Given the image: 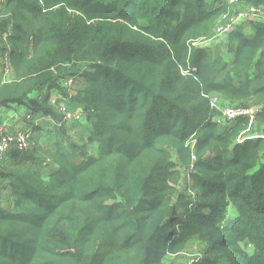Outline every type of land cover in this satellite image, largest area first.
Here are the masks:
<instances>
[{
    "label": "trees",
    "instance_id": "obj_1",
    "mask_svg": "<svg viewBox=\"0 0 264 264\" xmlns=\"http://www.w3.org/2000/svg\"><path fill=\"white\" fill-rule=\"evenodd\" d=\"M238 2L264 6V0ZM218 3L0 5V56L10 46L15 75L3 83L0 74V108L27 104L35 116L59 120L49 105L58 89L86 114L93 126L89 141L98 144L91 156L66 127L57 128L54 151L44 150L57 168L46 172L37 136L52 133L37 127L33 148L7 155L0 180L8 182L12 208L0 209V264H160L161 254H178L194 237L206 244L205 260L197 264H264V141L232 145L249 120L225 123L223 131L210 105L214 94L225 103L251 101L263 106L255 122L264 123V23L252 21L249 36L230 33L234 60L226 63L206 44L214 42L222 16H231L226 0ZM77 67L92 71L75 75L70 95L62 81ZM43 89L49 90L44 98ZM260 126L251 132L264 131ZM191 166L196 202L177 189ZM229 206L238 216L220 227ZM182 209L191 212L181 225ZM240 243L254 245V255Z\"/></svg>",
    "mask_w": 264,
    "mask_h": 264
},
{
    "label": "built area",
    "instance_id": "obj_2",
    "mask_svg": "<svg viewBox=\"0 0 264 264\" xmlns=\"http://www.w3.org/2000/svg\"><path fill=\"white\" fill-rule=\"evenodd\" d=\"M231 5H235L238 0H227ZM0 0V5H1ZM230 8V7H229ZM238 13V12H236ZM239 16V17H238ZM232 18L231 23L227 25L224 29V32L230 34L232 30V25L235 21L247 22L250 24L252 21L264 23V6L259 7H246V9ZM224 19L227 18V15L222 16ZM251 21V22H248ZM6 52V51H5ZM13 72V67L11 64V59L9 54L6 52L3 58L0 60V74L2 75V81L8 79ZM78 77L71 76L62 81V89L67 90L70 95L74 94V90L76 87V83L78 81ZM49 105L54 109V112L59 114V120H56L54 115H44L40 114L39 116H35L31 111H28L26 119L29 121L28 129H16L14 132L5 130L3 124L0 123V164L4 161L9 153L14 150H18L21 152L29 151L31 148L35 146L34 135L35 128L41 127V129L45 132H51L52 134L49 137H53L55 135V130L60 127H67L69 123L81 124L86 119V114L83 111L78 109L72 110L69 104V98L60 94L58 89H55L51 92L49 98ZM210 105L211 108L217 111H220L218 124L222 122L225 124L233 122V120H237L240 117L247 118L249 122H255L260 109L252 107V108H230L225 106V104H221L218 101H213L212 96L210 97ZM4 116L0 114V119H3ZM1 122V121H0ZM264 139V132L261 135L257 136ZM51 160L47 159L44 165L50 164ZM193 167V166H191ZM188 180V179H187ZM190 181V180H189ZM5 180H0V188L6 187ZM192 182V181H190ZM191 197H194L193 189L188 187Z\"/></svg>",
    "mask_w": 264,
    "mask_h": 264
},
{
    "label": "rangeland",
    "instance_id": "obj_3",
    "mask_svg": "<svg viewBox=\"0 0 264 264\" xmlns=\"http://www.w3.org/2000/svg\"><path fill=\"white\" fill-rule=\"evenodd\" d=\"M2 2H1V6H4L5 5V3L7 2V0H1ZM226 2H227V5H228V7H230L229 9L231 10V16H230V18H229V20L228 19H224L223 17L219 20V22H218V25H217V27H216V32H215V37H214V42H220V43H222V42H224L223 44H226V41H229L230 40V36L232 35V34H228V33H226V32H224V29L227 27V25L228 24H230L231 23V20H232V18L233 17H235V16H238V14H240L241 12H243L245 9H246V7H245V5L244 4H241V3H239V2H237V3H235V5H231L230 6V2L229 1H227L226 0ZM218 4H220V3H217V5ZM213 5V4H212ZM236 12H238V13H236ZM239 17V16H238ZM248 22H251V21H248ZM246 25H249L247 22H242V21H235L234 22V24L232 25V30L234 29V32H236V31H238L239 32V30L242 32L243 31V33H244V29L245 28H247L248 26H246ZM12 25L10 26V28H9V31H8V34H4L3 35V39H4V41H7V36L9 35V34H11V32H12ZM232 33H233V31H232ZM1 35V34H0ZM207 40H205V41H200L199 43H197L198 44V46H200V45H203L204 43L203 42H206ZM214 42H212L211 40H209L206 44L207 45H214L215 43ZM228 44V43H227ZM10 50H11V48H10V46H8V48L6 49V52L9 54V56H10ZM6 52H3L2 53V55L0 56V60H1V58H3V56L5 55V53ZM28 54L29 55H31V50H30V53L28 52ZM84 67H77L76 69H75V71H73V72H75L73 75H80V77L82 78V76L81 75H83V73H87V71H92V68H88V69H86L85 68V70H83V71H80L81 69H83ZM13 77V79H12V81L14 80V78H15V75H14V69H13V72H12V75L8 78V79H10V81H11V78ZM8 79H6V80H4V82L3 83H7V82H9L8 81ZM256 86L257 85H259V82H256V84H255ZM48 92H45L44 94H43V96H42V98H44L45 97V95L47 94ZM212 100L213 101H218L219 103H221V104H225V106H228V107H230V108H242V107H246V108H252V107H255V108H258V109H260L261 110V108L263 107H259L258 105H255V104H253L251 101H245L244 103L245 104H243V105H241V102L239 103V101H234V102H232V101H227L226 103L225 102H221V98H219V95L218 94H214L213 96H212ZM255 105V106H254ZM72 110H76V108L75 109H72ZM78 110H80L81 111V109H78ZM218 112H220V111H218ZM260 113V112H259ZM258 113V114H259ZM219 115H220V113H219ZM218 115V116H219ZM240 118H242V117H240ZM234 121V120H233ZM75 123V122H74ZM232 123V122H231ZM233 124H236V123H233ZM233 124H231L230 126L231 127H233L232 125ZM226 125H228V123L226 122ZM253 125L254 126H257V128H259V124H258V122H249L248 123V125H247V128L245 129V130H243V131H239L238 132V134H237V136L236 137H234V138H232V145L233 144H237V145H243L246 141H254V140H258V139H262L263 141H264V139L263 138H260V137H257V136H259V135H261V133L262 132H264L263 130H261V132L260 131H253V132H251L253 129H252V127H253ZM263 125V126H262ZM261 126H260V129H264V123L262 124ZM93 127V126H92ZM220 129H222L223 131H224V129H225V124L222 122L221 124H220V127H219ZM91 131V128H90V130H89V132ZM226 131V130H225ZM38 134H37V132L35 133V137L37 136ZM40 136H43L44 138H47L46 136H44L43 134H39L38 136H37V141L38 142H40V140L42 141V139H43V137H40ZM52 138V137H51ZM50 138V139H51ZM90 142V141H89ZM195 143H196V141L195 140H192L191 142H190V144H189V146H190V148H191V150H193L194 149V146H195ZM90 144H92V143H89V145ZM263 145L261 146L262 147V149L260 150L261 151V157H263V155H264V142L262 143ZM40 145V144H39ZM39 147H41V146H39ZM163 148H165L169 153H170V149H169V146L168 145H164L163 146ZM52 150H49V151H54V148H51ZM44 150L45 151H47L48 150V148H44L42 151H40L39 153H40V155H41V153H43V155H44V159L45 160H47L48 159V157L46 158V155H45V152H44ZM171 155V157H170V159L172 158V157H174V155L173 154H170ZM172 161H174V165H175V169H176V159H174V158H172L171 159ZM77 162H79V159H77ZM3 163V162H2ZM1 163V164H2ZM57 168V167H56ZM55 168V169H56ZM191 172H194L195 173V171H193V167H191L188 171H186V172H184L182 175H181V177H180V183H181V185H182V183L184 182V185H182L183 187H184V189H182L181 187L182 186H180V188H177L178 189V191L181 193V194H188L190 197H191V195H190V192H189V189H188V187H191L192 189H193V187H192V182H194L192 179H191ZM43 179H47V180H50L51 178H50V175H48V176H44L43 177ZM188 179V180H187ZM192 181V182H190V181ZM194 184V183H193ZM172 187H174V188H176V185H174V184H172ZM193 191V193L195 194V196L194 197H191L192 198V200L194 201V202H196V201H198V197H197V193L194 191V190H192ZM10 196V195H9ZM8 199H10V198H8ZM12 208V203H11V207L9 208V210ZM229 208H230V206L227 208V212H226V218H225V220H223L220 224H219V226L221 227L222 225H226L227 224V222L229 223V221H231V220H233L234 218H232V217H229V212H228V210H229ZM188 211V213L189 212H191V210H187ZM187 211H185L184 212V214H183V209H182V211H180V213H181V215H179V220H181V225L184 223V216H185V214H186V212ZM206 211V210H205ZM232 211V210H231ZM237 211V210H236ZM240 246H241V249L245 252V253H247V254H250V255H254V253H255V247H254V245H252V244H248V243H245V244H243V243H240ZM158 247H161V246H158ZM159 249H162V252H165L166 250L164 249V248H159ZM205 250H206V244L202 241V240H200L199 239V237H194V238H192L189 242H188V244L186 245V248L184 249V250H182L181 252H179L178 254H176V255H173V254H170V253H163V254H161L160 255V257H161V263L160 264H197V263H199V262H202V261H204L205 260V257H206V255L204 254V252H205ZM230 252H232L233 251V249H230L229 250ZM205 263V262H204ZM220 264H223V263H220ZM226 264H228V262L226 263Z\"/></svg>",
    "mask_w": 264,
    "mask_h": 264
},
{
    "label": "crops",
    "instance_id": "obj_4",
    "mask_svg": "<svg viewBox=\"0 0 264 264\" xmlns=\"http://www.w3.org/2000/svg\"><path fill=\"white\" fill-rule=\"evenodd\" d=\"M209 4H217L219 0H207ZM248 26L247 28L244 29V34L246 36L252 35L253 34V28L251 24L246 25ZM224 42H215L214 45H210L209 47L212 49L213 52L216 54L217 52L220 53L221 57L224 59L226 63L231 64V62L234 60V53L230 51L229 48V41H226V44H223ZM228 43V44H227ZM221 75L220 77H222ZM13 77L11 78L12 81ZM10 82V79H8ZM4 82V81H3ZM49 90L43 89L39 94H43ZM35 96V95H34ZM79 109V107L77 108ZM81 109V108H80ZM28 105H18V104H13L9 105L6 107L0 108V114H2L3 119H0V123L3 124L5 130L14 132L16 129L22 128V129H28L29 128V121L26 119L27 113H28ZM82 111V110H81ZM92 126L88 122V120H85L81 124H75V123H69L66 127V135L71 138L72 141L76 142L79 146H87V151L91 156L96 157L98 155V144L97 143H92L89 145V138H90V132L89 128ZM49 132V131H48ZM43 137V136H40ZM47 137L40 140V148L43 150L44 148H53V145L56 144L58 141V137L53 136ZM56 146V145H55ZM55 148V147H54ZM55 168L56 163L53 161L50 162L49 167L46 168L44 167L45 171L48 172L47 170ZM7 185L8 182H6V187L0 188V209L3 210H9L11 207V197L9 196V192L7 190ZM184 185V182L182 183ZM181 185V186H182ZM184 189V187H181ZM10 198V199H8ZM232 210V211H231ZM229 217L235 218L238 216V212L233 206H230L229 210Z\"/></svg>",
    "mask_w": 264,
    "mask_h": 264
}]
</instances>
